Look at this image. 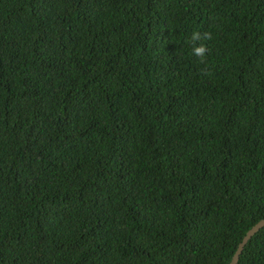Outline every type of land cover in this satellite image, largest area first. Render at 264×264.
I'll use <instances>...</instances> for the list:
<instances>
[{"label": "trees", "instance_id": "obj_1", "mask_svg": "<svg viewBox=\"0 0 264 264\" xmlns=\"http://www.w3.org/2000/svg\"><path fill=\"white\" fill-rule=\"evenodd\" d=\"M263 217L264 0H0V264H227Z\"/></svg>", "mask_w": 264, "mask_h": 264}, {"label": "water", "instance_id": "obj_2", "mask_svg": "<svg viewBox=\"0 0 264 264\" xmlns=\"http://www.w3.org/2000/svg\"><path fill=\"white\" fill-rule=\"evenodd\" d=\"M264 225V217L257 220L254 224H252L242 235L241 239L239 240V242L237 243L234 252L232 253L230 260L228 261L227 264H236L239 255L244 247V245L246 244V242L248 241V239L251 238V236L258 231L262 226Z\"/></svg>", "mask_w": 264, "mask_h": 264}, {"label": "clouds", "instance_id": "obj_3", "mask_svg": "<svg viewBox=\"0 0 264 264\" xmlns=\"http://www.w3.org/2000/svg\"><path fill=\"white\" fill-rule=\"evenodd\" d=\"M205 36H207V34H204ZM191 39L193 41H197L201 39V34L198 32H193ZM207 49H206V45L204 44H200L198 46H194L193 47V54L199 57H203L204 54L206 53Z\"/></svg>", "mask_w": 264, "mask_h": 264}]
</instances>
